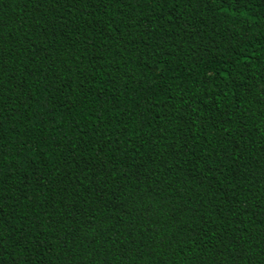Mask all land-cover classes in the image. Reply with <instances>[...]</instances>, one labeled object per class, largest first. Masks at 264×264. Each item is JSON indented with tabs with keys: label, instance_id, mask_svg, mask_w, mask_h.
<instances>
[{
	"label": "trees",
	"instance_id": "16d2710c",
	"mask_svg": "<svg viewBox=\"0 0 264 264\" xmlns=\"http://www.w3.org/2000/svg\"><path fill=\"white\" fill-rule=\"evenodd\" d=\"M0 264H264V0H0Z\"/></svg>",
	"mask_w": 264,
	"mask_h": 264
}]
</instances>
